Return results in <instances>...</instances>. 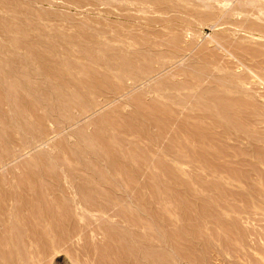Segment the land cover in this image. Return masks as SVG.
Returning <instances> with one entry per match:
<instances>
[{"label":"rangeland","instance_id":"374dc122","mask_svg":"<svg viewBox=\"0 0 264 264\" xmlns=\"http://www.w3.org/2000/svg\"><path fill=\"white\" fill-rule=\"evenodd\" d=\"M0 264H264V0H0Z\"/></svg>","mask_w":264,"mask_h":264}]
</instances>
